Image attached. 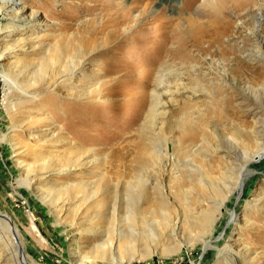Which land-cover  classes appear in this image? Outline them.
Wrapping results in <instances>:
<instances>
[{
  "label": "rangeland",
  "instance_id": "374dc122",
  "mask_svg": "<svg viewBox=\"0 0 264 264\" xmlns=\"http://www.w3.org/2000/svg\"><path fill=\"white\" fill-rule=\"evenodd\" d=\"M143 1L147 13L132 9L114 35L135 0H0L1 71L17 81L0 75V264H201L205 252V264H264V161L252 162L264 155V34L252 11L228 7L221 40L196 43L217 9ZM158 10L171 23L155 38L147 22ZM94 26L103 29L92 37ZM75 55H87L88 69L67 80ZM150 57L156 72L145 82ZM52 59L57 68L39 71ZM172 64L185 74L168 75L174 95L151 118L157 70ZM139 81L150 91L137 99Z\"/></svg>",
  "mask_w": 264,
  "mask_h": 264
},
{
  "label": "bare ground",
  "instance_id": "6f19581e",
  "mask_svg": "<svg viewBox=\"0 0 264 264\" xmlns=\"http://www.w3.org/2000/svg\"><path fill=\"white\" fill-rule=\"evenodd\" d=\"M257 1V0H256ZM255 0H205L202 4L204 5V6H209V7H213V8H215V9H217L218 11H216V12H211V14L210 13H208L209 15H210V18H208V20L205 22V23H207V24H209L210 22L211 23H216L217 25H215L212 29H210V30H206V35H201L200 33H203L204 32V29H201L200 28V26H198V28L197 29H199L200 31L201 30H203V32H199L198 30H197V32H198V34L197 35H195V37H193L192 38V40L194 41V42H196V43H200L201 42V40L202 39H204V37L205 36H208L207 38V40H209V43L210 44H212L214 41H220L221 40V38L225 35V33L229 30V19H228V17H227V14H226V12H225V10L228 8V7H232V8H234L235 10H236V13L237 14H241V12H244V10H248V11H252L253 13V22L255 23V28H256V23H258V26H257V29L260 31V33L263 35L264 34V27H263V24H264V22H262L263 21V18H264V5L263 4H261V3H258V2H256ZM111 2H112V0H111ZM132 4L131 5H128L127 6V9L126 8H124V12H122L121 13V18L119 19H116L114 22H113V26H115L114 27V31H113V34L114 35H116V34H118L119 33V31H120V27H121V25L122 24H125L127 21H132V19H133V16H131V14L132 13H130V11L132 10V9H134V8H137L138 6L139 7H141V6H143V8L141 9L142 11H141V13L142 14H144L147 10H149V8H150V5H149V3L147 2V3H145L144 4V1L143 0H135V3L133 4V2H131ZM123 4H125V3H123ZM123 4H121V5H123ZM115 6V5H114ZM254 7H256V9H257V7H258V9L257 10H255V9H253ZM111 8V7H110ZM117 8V7H116ZM122 9V8H121ZM162 9V8H161ZM1 10V9H0ZM110 10H112V9H110ZM116 10V9H115ZM140 10V9H139ZM165 10V9H164ZM160 11V12H159ZM117 12V11H116ZM257 12H259V14L257 13ZM147 13V12H146ZM157 14H155V15H151V18H150V20L147 22V23H149L150 22V24H152L151 25V28L149 29V30H151V29H154L153 31H151V32H156L153 36L156 38V36L157 35H161L160 33H158V31H160V30H163L164 31V28L165 27H168L167 25H168V23H171L170 21H168V19H166L165 17H163L162 16V10H158L157 12H156ZM245 13V12H244ZM113 14V13H112ZM116 14V13H115ZM243 14V13H242ZM146 15V14H145ZM166 15V14H165ZM113 16H115V15H113ZM139 17V16H138ZM137 17V18H138ZM143 17V16H142ZM142 17H140V18H142ZM146 17H147V15H146ZM174 20H178V18H175ZM248 20V19H247ZM136 21V20H135ZM147 21V20H146ZM172 21V20H171ZM181 21H183V20H180L179 22L177 21V24H178V26H181L182 25V22ZM132 23V22H131ZM147 23H146V25H147ZM244 23V22H243ZM144 24V23H143ZM188 24H190V25H197L196 24V21H195V18H192V17H190V18H188ZM250 23H247L246 22V24L245 25H249ZM126 25V24H125ZM172 25V24H171ZM184 25V24H183ZM200 25H202V24H200ZM124 26V25H123ZM202 26H204V27H206L205 25H202ZM170 27V26H169ZM175 27V26H174ZM177 27V26H176ZM254 28V27H253ZM103 28H98V26H94L91 30H90V33L89 34H91V36L92 37H94L95 35H97V34H99V33H102V32H100L101 30H102ZM137 29V28H136ZM166 29V28H165ZM144 30V29H143ZM169 30V29H168ZM254 30V29H253ZM257 30V31H258ZM140 31V30H139ZM196 31V30H195ZM192 32H193V30H192ZM152 33V34H153ZM196 33V32H195ZM256 33V32H255ZM259 33V34H260ZM147 34V33H146ZM149 34H151V33H149ZM192 34V33H191ZM132 35V34H131ZM148 35V34H147ZM176 35V34H175ZM180 35V34H179ZM261 35V36H262ZM129 37V36H128ZM135 37V36H134ZM133 37V38H134ZM137 37V36H136ZM131 38V37H130ZM138 38V37H137ZM150 38V37H149ZM155 38H153V40L154 41H156V39ZM169 38H170V36H169ZM118 39V38H117ZM168 40V39H167ZM124 41H126V39H122L121 40V42H124ZM169 41V40H168ZM146 43V42H145ZM157 43V42H156ZM158 43H160V42H158ZM168 43V42H167ZM220 43V42H219ZM143 44V43H142ZM153 44H155V42L153 43ZM157 45V44H156ZM161 46L158 48V54H161V55H163L165 52H167V51H163V46H162V44H160ZM164 45V44H163ZM114 46H116V44H114ZM263 44H260L259 45V48H260V50H263ZM161 49H162V51H161ZM2 52V53H1ZM3 54H5L4 53V51H2V49H1V51H0V56L1 55H3ZM157 54V55H158ZM140 55V54H139ZM214 55V54H213ZM141 56V55H140ZM142 58V57H141ZM59 59H61V58H59ZM54 59H52L51 61H53ZM87 61H88V57H87V55L85 56V55H75V56H69V59L67 60V62L64 64V68H63V70H61V71H63L62 73H64V75H65V77H66V79L67 80H70V79H72L73 78V76H75V75H78V74H80V73H82V72H85V71H87ZM238 61V60H237ZM241 61V60H240ZM59 62V60H57V59H55L54 60V62L49 66V67H47L46 65H44L39 71H44V70H47V69H49L50 67L51 68H54V67H56L57 68V66H55L56 65V63H58ZM154 62H155V60L153 59V57H150L149 59H148V63L150 64V66L147 68V70H145L144 72H143V75H142V77L144 78L143 80H145V82L149 79V74H151V72L152 71H155L156 72V69L154 68ZM242 62V61H241ZM171 64V63H170ZM237 64V63H236ZM2 65L4 66V63H1L0 62V75L2 76L3 75V77H4V79L6 80V81H12L13 83H14V85L17 83V81H15V80H13L12 78L10 79L9 77H7L5 74H3L2 73V69H3V67H2ZM59 66H60V64H58ZM242 65V64H241ZM246 65V64H245ZM61 66H62V64H61ZM232 66V65H231ZM236 68L237 67H235V69H233L234 70V72H235V70H236ZM154 69V70H153ZM243 69V68H242ZM241 69V67H240V69H238V72H239V74H241L244 70H242ZM171 73H176L177 74V76L178 77H183L184 76V72L180 69V67H176V65L174 66L173 64H172V66H163V67H161V68H159V70H157V81H156V85L151 89V96H152V98H153V101H154V105L152 106V108H151V118H155V115L158 113V109H159V104H160V102L162 101V99H163V96L165 95V94H167L168 92H169V94H171L172 96L174 95V90L172 89V83H170V82H168L167 83V81H166V78L168 77V75L169 74H171ZM229 73H230V70H229ZM57 74V73H56ZM55 75V74H54ZM60 75H61V73L59 72V74H58V76L60 77ZM173 75V74H172ZM56 76V75H55ZM222 76H224L223 75V73H222ZM57 77V76H56ZM225 77V76H224ZM10 79V80H9ZM52 79V78H51ZM57 79V78H56ZM59 79V78H58ZM39 80H36V82H38ZM56 81V80H55ZM144 82V81H143ZM143 82L142 81H139L138 82V86H139V89L136 91V90H132V93L130 94L132 97H135V98H145V97H147L148 96V94H149V91H150V89L148 90V88H149V85L147 86V85H145V82H144V84H143ZM184 81H183V79H181L180 80V82L177 80V85L178 86H176L177 87V89L178 90H180L179 88L180 87H184V88H186V86H185V84L183 83ZM30 83V82H29ZM76 85H77V83H76ZM164 85H167L168 86V89L165 91V90H162V87L161 86H164ZM145 86V87H144ZM137 87V86H136ZM136 87H134V88H136ZM77 88V87H76ZM201 87L200 86H193L192 87V89L194 90V91H198L199 89H200ZM249 89H251V86L249 87ZM130 91V90H129ZM165 91V92H164ZM26 93L27 94H29V98H33V99H41V96L39 95V94H36V93H30L28 90L26 91ZM31 94V95H30ZM28 97V96H27ZM245 101V100H244ZM14 102V101H13ZM6 103V102H5ZM18 103V102H17ZM241 103H243V102H241ZM244 105H245V107H247V106H250V107H254V108H261V106H259V105H257V104H255L254 102H252V101H248L247 103H243ZM12 106L13 107H17V104L14 102L13 104H12ZM18 108V107H17ZM39 120V119H38ZM42 120V119H41ZM43 129H46V127L44 128L43 127ZM7 134H4V138L3 139H7ZM158 136H160L159 137V139H160V141L161 142H163L164 143V145H165V143H167V144H169V140H170V137L168 138L167 136H166V134H162V133H159V135ZM12 145H15L14 143L12 144ZM161 147H162V144H161ZM261 150L263 151V154H264V147H261ZM160 154H163V152H162V150H160ZM252 158H253V160H252V162L254 163V162H257V161H260V160H263L264 161V155L261 157V158H258V153L257 154H255L254 156H252ZM252 162H250V163H252ZM250 163L249 164H247V165H244V169L243 170H241V172H240V174L238 175V177L236 178V181H235V188L237 189V191H238V193H237V196H236V202H238L239 203V201H240V199H241V195H243L244 194V197H243V203L244 202H246V197H247V195H246V192H245V190H246V187H249V185H251L252 184V179L249 177V174L248 175H246V174H244V172L248 169V167L250 166ZM192 164V163H191ZM198 167V166H197ZM254 181V180H253ZM251 182V183H250ZM255 183V182H254ZM221 186V185H220ZM217 187H219V186H217ZM250 189V188H249ZM249 189H247V191H249ZM242 203V204H243ZM240 205V204H239ZM236 208H237V206H235ZM241 207V206H240ZM235 208V209H236ZM35 217V216H34ZM237 211L235 212V210H234V214H233V219H232V222H230V223H234L236 220H237ZM231 225V224H230ZM229 225V227L231 228V226ZM230 228L227 230V229H225L224 230V232L218 237V238H216V239H218L219 240V242H220V240L222 241L223 239H225L226 237H227V235L230 233ZM219 244V243H218ZM210 245V244H209ZM216 247H218L219 248V245H216ZM225 249V248H224ZM220 251H222V250H220ZM225 252V251H224ZM227 252V251H226ZM232 252V251H231ZM206 253V252H205ZM205 253L203 254V255H201V257L200 258H202V260H201V264H205L206 262H207V258H206V255H205ZM222 254V253H221ZM234 254V253H233ZM2 257V256H1ZM220 258V257H219ZM248 258H250V257H248ZM247 258V259H248ZM212 259V258H211ZM246 259V260H247ZM238 260H239V258H238ZM243 261H244V259H243ZM24 263V262H23ZM24 264H32V263H28L27 261L24 263Z\"/></svg>",
  "mask_w": 264,
  "mask_h": 264
},
{
  "label": "water",
  "instance_id": "95a60500",
  "mask_svg": "<svg viewBox=\"0 0 264 264\" xmlns=\"http://www.w3.org/2000/svg\"><path fill=\"white\" fill-rule=\"evenodd\" d=\"M3 216L7 217L6 215H3ZM7 218H8V217H7Z\"/></svg>",
  "mask_w": 264,
  "mask_h": 264
}]
</instances>
